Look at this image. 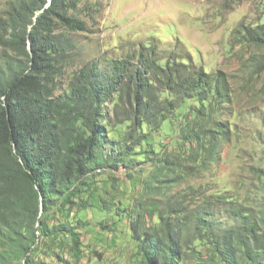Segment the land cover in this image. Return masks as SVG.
Instances as JSON below:
<instances>
[{"label":"rangeland","instance_id":"1","mask_svg":"<svg viewBox=\"0 0 264 264\" xmlns=\"http://www.w3.org/2000/svg\"><path fill=\"white\" fill-rule=\"evenodd\" d=\"M13 1L0 0V35L7 37L2 25ZM96 3L101 12L94 11ZM88 6L96 16L89 33L57 32L73 42V53L50 85L54 96L67 90L84 64L121 60L148 48L162 68L169 63L186 76L203 71L222 79L224 93L168 110L162 115L167 120L143 124L134 138L128 136L134 128L129 105L118 94L111 98L101 120L105 141L98 159L113 147L144 141L113 164H92L96 170L78 206L45 214L56 234L42 235L32 263L142 264L132 221L139 218L142 229L160 233L161 217L179 221L206 199L232 198L264 212V46L247 36L264 30V0H82L87 21ZM7 52L0 43V57ZM154 94L161 107L180 103L161 86ZM63 225L78 228L81 244L57 232ZM194 246L206 249L201 242ZM198 263L192 252L188 264Z\"/></svg>","mask_w":264,"mask_h":264},{"label":"trees","instance_id":"2","mask_svg":"<svg viewBox=\"0 0 264 264\" xmlns=\"http://www.w3.org/2000/svg\"><path fill=\"white\" fill-rule=\"evenodd\" d=\"M81 2L15 0L2 25L9 37L0 35L8 51L0 57V264L20 259V264H33L38 240L56 234L45 214L78 206L88 176L96 170L92 164H113L144 141L141 137L132 146L113 147L106 158L98 159L105 141L101 120L111 98L118 94L121 104L129 105L131 138L143 124L167 120L162 115L168 110L172 113L202 95L206 100L224 93L222 79L203 71L186 76L169 63L162 68L148 48L121 60L84 64L67 90L54 96L50 85L73 53V42L58 30L89 33V22H96L89 6V21L83 18ZM95 6L94 11H102L101 3ZM247 32L250 41L264 46V30ZM160 86L180 103L161 107L154 94ZM170 219L161 217L160 233L142 229L139 218L132 221L142 264H188L192 252L198 264H264V212L216 197L179 221ZM58 230L81 244L77 227ZM196 242L203 243L205 251L195 249Z\"/></svg>","mask_w":264,"mask_h":264}]
</instances>
